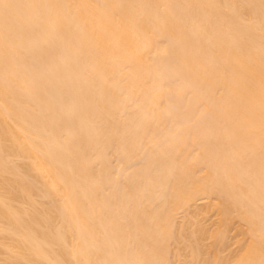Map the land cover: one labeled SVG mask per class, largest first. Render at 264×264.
Segmentation results:
<instances>
[{
  "label": "bare ground",
  "instance_id": "6f19581e",
  "mask_svg": "<svg viewBox=\"0 0 264 264\" xmlns=\"http://www.w3.org/2000/svg\"><path fill=\"white\" fill-rule=\"evenodd\" d=\"M0 264H264V0H0Z\"/></svg>",
  "mask_w": 264,
  "mask_h": 264
},
{
  "label": "rangeland",
  "instance_id": "374dc122",
  "mask_svg": "<svg viewBox=\"0 0 264 264\" xmlns=\"http://www.w3.org/2000/svg\"><path fill=\"white\" fill-rule=\"evenodd\" d=\"M167 105H168V109H169V110H168V109H166V110L171 111V109H172L171 106H172V105L166 104V106H167ZM170 108H171V109H170ZM173 108H175V106H173ZM172 110H175V109H172Z\"/></svg>",
  "mask_w": 264,
  "mask_h": 264
}]
</instances>
